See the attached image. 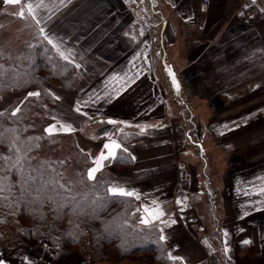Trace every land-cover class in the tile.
<instances>
[{
  "label": "crops",
  "instance_id": "0c3cea01",
  "mask_svg": "<svg viewBox=\"0 0 264 264\" xmlns=\"http://www.w3.org/2000/svg\"><path fill=\"white\" fill-rule=\"evenodd\" d=\"M45 4L40 23L23 0L13 6L78 74L71 92L57 87L49 117L70 124L94 160L112 140L127 149L109 160L112 186L139 197L131 198L141 216L145 207L163 211L148 227L166 237L167 255L182 258L175 261L264 264V0H210L206 8L201 0ZM176 100L193 102L202 116L204 104H214L222 181L215 233L186 150L193 127Z\"/></svg>",
  "mask_w": 264,
  "mask_h": 264
},
{
  "label": "rangeland",
  "instance_id": "374dc122",
  "mask_svg": "<svg viewBox=\"0 0 264 264\" xmlns=\"http://www.w3.org/2000/svg\"><path fill=\"white\" fill-rule=\"evenodd\" d=\"M19 11L18 6L4 4L0 7V52L4 56L3 59H0V64L14 66L18 69L27 63V59L29 64L32 63L35 55H32L31 51L40 39L38 36L40 29L16 15ZM46 84L35 90L40 93L38 97L29 96L30 90H10L3 93L0 99V112H5L6 115L0 117V123L3 119L12 117L11 112L17 107L21 109L17 113V120L24 122L23 131L11 132L13 138L18 136L19 139H25V137H32L33 134L44 137L38 142L39 147H29L30 151L29 148H25L23 151L18 148L19 151H22L21 157L26 156L30 159V165L25 162L28 164V173L38 175V172H32V169L36 168L37 162L51 161V169L55 167L57 170L55 176L59 184L64 185L63 189H57V197L62 198L64 195L70 202L58 205L56 200L50 199L54 190H50L48 187L49 193L41 197L42 203L37 217L23 223L18 218L19 211H23L18 199L21 189L16 182L10 180L13 185L11 192L0 193V196L8 197L0 200V264H169L165 260L157 262L155 256L150 255L123 256L126 251L124 248L121 250L112 242L109 245L108 240L106 242L101 240L100 232L90 228L91 223H88L90 217L82 216L79 211L83 207L80 199L83 196L86 198L95 196L99 199H103L107 195L111 196L106 192L107 188L112 187L114 178L113 174L108 171L110 161L96 173L95 181H89L87 170L96 166L94 159L87 151L78 146L72 132H61L52 137L47 136L45 128L51 124H56L58 128L60 126L49 117L48 108L57 104L54 97L57 87L62 91L65 90L57 85L56 80L49 79ZM204 105L206 110L202 116L196 111L193 102L182 103L176 100V108L182 114L184 123L189 125L188 128L193 127V131H191L193 137L186 150L190 152L188 153L189 161L196 172L195 189L200 191L199 198L201 200L199 207L202 209V215L205 217L210 231L214 232L220 222L217 218L213 220V215L217 206H220L221 200L222 181L219 175L221 166L215 134L212 136L211 133L212 126L216 123L214 104L210 101ZM15 124L14 122L13 127ZM1 128H8L6 121L3 122ZM201 141L203 146L200 148ZM1 154L5 155L6 153L4 151ZM57 161L64 163H57ZM0 164H2L1 161ZM51 171L47 167V170L43 171V179L47 178ZM208 180H211L210 185H208ZM97 181L100 183L97 184ZM93 185L96 186L93 187ZM212 193L213 197H211ZM133 200L130 203L116 202L111 208L117 212L131 207L130 215H133L136 220L132 221L131 219L130 221L125 216L122 222L127 232H133L132 236L137 235L134 233L136 230L150 231V234L154 230L153 233L157 237L155 229H150L139 223L141 213L137 211L136 199L133 198ZM67 210L71 213V217L57 219L58 214H64L62 211ZM119 217L122 218V214ZM23 218L27 219V217ZM87 245L91 248L90 250L86 248ZM91 250L96 253L94 254L96 256L91 254Z\"/></svg>",
  "mask_w": 264,
  "mask_h": 264
},
{
  "label": "trees",
  "instance_id": "16d2710c",
  "mask_svg": "<svg viewBox=\"0 0 264 264\" xmlns=\"http://www.w3.org/2000/svg\"><path fill=\"white\" fill-rule=\"evenodd\" d=\"M3 5V3H0V7H2ZM38 36L40 37L39 42L35 44V48L31 51L32 55H35V58L32 63L30 62L31 64L28 63V59L26 58L27 63L23 64L19 69L14 68V66L4 65L6 69H11L12 71L5 73L4 87L3 90H0V99L3 93L10 90H30L31 92H35V90L40 89L41 86L47 85L46 82L49 81V79L56 80V82H58L57 85L64 89L66 92H71L73 90L75 84L79 79L75 67L69 62L60 58L54 51L52 46L40 35V32ZM13 72L15 73V81L8 78L13 75ZM17 118L18 116L16 115L3 119L0 123V132H4L5 129H16L19 132H22L24 122L18 121ZM5 121L6 124H8V128L3 129L1 127L3 125V122ZM14 122L16 124L13 127ZM4 136L6 139V143L0 144V155H2L1 153H4L5 151V155H12L13 159H15L17 155L21 156L22 151L25 150V148L35 147V144L37 143L36 141L29 142L28 137H25V139L21 138L16 140V138H13L11 132H4ZM35 136H37V134L32 135V137ZM13 140H15L16 147L20 148L22 151H19L18 153H9V145ZM1 163H3V161H1ZM39 165L40 161H38L36 165L38 172L39 170H47V166L44 169H40ZM52 169H54V171H51V174H48V177L43 179V181L52 182L48 184L50 190L55 189L54 191H52V196L50 197V199L56 200L58 205L66 204V202H68L69 200H67L64 195H62V198H60L59 196L57 197V189H60V184L55 176V174L57 173L56 168L53 167ZM25 170L28 173L29 169L27 163H25ZM10 180L16 182L21 189V194L19 195L18 199L20 201L19 205L23 211H19L18 218L23 221V223L35 219L41 207V197L46 196L49 193L48 187L44 188L40 192L33 191L31 187H29L27 190H22L21 176L18 173L11 174ZM43 181L38 182L37 186H41ZM210 181L208 180V185H210ZM208 191L210 193V190ZM37 197H39V199ZM211 197H213V193ZM117 199L121 203H130L133 200V198L131 197H121ZM80 203L83 206L81 207V209H79L82 216L90 217V220L88 221V223H91L90 228L95 229L97 232H100L101 240L103 239L104 242L108 240L107 243L109 245L114 243L113 245L117 248H120L121 250H123L124 248V250L126 251L125 253H123V256L150 255L155 256L157 262H160V260H165L169 262V264H181L178 261L168 258L169 256L167 255L165 245L162 241L159 240V236L156 230L155 231L157 237H155V234L153 233L154 230L151 231L152 234L149 233L150 231L142 230L144 232H141L140 230H136V232L134 233H136L137 235L135 236L131 235L133 233L132 231H126L125 226L122 222L123 218L126 216L130 221L131 219L132 221L136 220L133 215H130L131 207L127 209H122L120 211L118 210L116 212L114 208H111V206L116 202L109 195L105 196V198L103 199L95 198V196L89 198L83 196L80 199ZM213 206L215 207V204ZM97 208H99V210H96ZM62 213L64 214L57 215V219L61 217L65 219H67V217H71V213H69L68 210L62 211ZM121 214L122 218L119 217ZM23 217H27V219H24ZM148 228L154 229L153 227ZM138 229L140 228L138 227ZM86 248L88 250L91 249L88 245L86 246ZM91 251V254H96L93 253V250Z\"/></svg>",
  "mask_w": 264,
  "mask_h": 264
},
{
  "label": "snow or ice",
  "instance_id": "6c2138e0",
  "mask_svg": "<svg viewBox=\"0 0 264 264\" xmlns=\"http://www.w3.org/2000/svg\"><path fill=\"white\" fill-rule=\"evenodd\" d=\"M24 4L26 5L27 8V13L29 16L32 17V19L36 20L37 23H40V20L37 19L38 12L40 9L47 8L48 5L45 4V0H23ZM54 3L55 0H52ZM61 3L64 2V0H60ZM0 3L6 4V5H20L22 3V0H0ZM20 18L25 19V11L21 9L18 13H16ZM40 32L43 33L44 29L41 28ZM44 39L48 40L49 44H52V40L49 39L47 36L44 37ZM53 47H56V45H53ZM60 55L63 57V59L67 60L68 57L64 55L63 52L60 53ZM3 53L0 52V59H3ZM79 67V65H77ZM12 71L11 69H6L3 64H0V90H3L4 87V77L6 72ZM173 75V84L176 86L177 90L179 89V84L175 80V76ZM9 79L15 81V73L13 72V75L8 77ZM29 96H36L38 97L40 95L39 92H31L28 94ZM58 99V97H57ZM21 109L17 107L15 110L11 112V116H16L17 113H19ZM77 112H80V109H76ZM6 115L5 112H0V117H3ZM110 124H115L116 121H108ZM74 129L70 124H60L59 128L57 127L56 124H51L47 128H45V133L47 136L52 137L55 136L61 132L64 133H69L73 131ZM16 129H5L4 132H16ZM143 131V129H141ZM4 132H0V144L6 143V139L4 136ZM44 137L42 136H35V137H29V142L31 141H36L37 143L35 144V147H39V141L43 139ZM19 137H16V140H18ZM23 143V142H22ZM103 148L106 150L102 151L97 158H95L94 163L95 167H92L87 170V179L89 181H95L96 180V173L101 170L102 167L105 166L104 162L109 161V160H118L120 159L117 150H121L123 152H127L126 148H122L120 143H117L116 141L112 140L110 143H105L103 145ZM31 148H29V151ZM18 153L19 149L16 147L15 140L11 142L9 145V153ZM131 159H135V157H131ZM0 161H3L2 164H0V193L4 192H11V188L13 185L10 183V175L11 174H16L18 173L21 176V181H22V190H27L29 187L32 188L33 191L40 192L44 188L48 187L49 183H52L51 181H43V176L44 172L39 171L37 168H33L32 172H38V175H32L30 173H27L25 170V162H27L30 165V159L25 157H21L19 155L16 156L15 159H13L12 155H0ZM51 161H41L39 168L44 169L46 166L48 167L49 170L54 171V169H51ZM57 163L63 164V161H57ZM43 181L41 186H37L38 182ZM6 182H8L6 184ZM58 183V182H57ZM100 182L97 181V184ZM96 185H93L95 187ZM60 188H64V185H59ZM55 190V189H53ZM264 191V189H262ZM107 193L111 194L112 199L115 202H119L117 198L121 197H134L136 194L132 191H126L124 187L122 186H112L107 188L106 190ZM8 197L6 196H0V200L2 199H7ZM39 199V197H37ZM138 199L139 197L136 196ZM177 203H180V201H177ZM138 212L140 211L139 209L137 210ZM144 213L146 215L140 216L139 217V223L143 224L145 226H150L152 225L155 221L159 220L163 215L162 210H153L149 207H145L143 209ZM175 223V221H173ZM166 237L164 235H160L159 240L164 241ZM245 244L250 243V241H244ZM227 251V250H225ZM169 259L172 260H179L182 259L180 257H173L169 256Z\"/></svg>",
  "mask_w": 264,
  "mask_h": 264
},
{
  "label": "built area",
  "instance_id": "2783aa9c",
  "mask_svg": "<svg viewBox=\"0 0 264 264\" xmlns=\"http://www.w3.org/2000/svg\"><path fill=\"white\" fill-rule=\"evenodd\" d=\"M210 0H201V2H202V7L203 8H206V6L208 5V2H209Z\"/></svg>",
  "mask_w": 264,
  "mask_h": 264
}]
</instances>
